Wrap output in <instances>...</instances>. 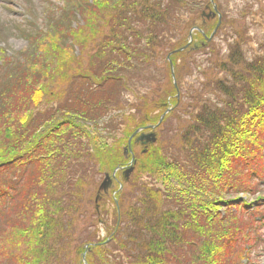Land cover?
<instances>
[{"label": "trees", "instance_id": "16d2710c", "mask_svg": "<svg viewBox=\"0 0 264 264\" xmlns=\"http://www.w3.org/2000/svg\"><path fill=\"white\" fill-rule=\"evenodd\" d=\"M162 1L117 0L114 6L102 10L103 20L112 27L106 33L99 28L93 32L96 34L93 41L97 43L92 55L96 59L94 71L82 68L81 57L74 56L62 43L48 46L53 52L49 55L45 50L41 61L27 62L30 75L21 90L28 96L21 99L23 104L15 126H3L5 136L0 138V148L10 146L6 149L15 148L14 154L18 155L24 146L30 147L29 163L39 165L49 159L52 166L47 177L46 201L39 193L38 197L31 195L35 205L22 203L21 213L16 212L20 218L30 211L31 221L27 227L12 228L6 237L10 264L14 261L15 264H66L71 260L83 264L81 254L87 243L86 264H239L243 257L250 256L246 247L249 238L260 239L258 230L250 236L247 232L255 221L252 223L251 217H244L251 202L241 195L252 197L257 192L264 171L263 162L258 160L264 150V54L245 60L242 50L246 38L238 31V39L230 43L228 56L213 60L207 49L212 53L217 46L213 41L207 43L206 37L212 33L217 18H213L216 22L213 25L201 17L198 24L193 20L192 25L202 32L195 31L192 43L178 50L188 42L189 20L182 21L180 9H189V0H167L165 5ZM201 5L199 0L194 7L200 9L204 6ZM93 15H89L88 22ZM134 19L140 20L145 31L137 26V21L133 24ZM224 23L221 19L216 34L224 29ZM83 43L80 40L76 45ZM66 51L77 64L68 75ZM168 55L177 87L171 77ZM158 56L165 64V86L141 94L126 110L119 101L122 90H130L126 75L137 74L135 78L147 69L150 72ZM198 56H206L204 66L196 63ZM19 67L22 66L16 68ZM181 70L188 74L191 70L198 72L196 77H203V87L218 92L217 101L211 102L204 95L206 90L200 91L194 83L184 89L178 83L184 72ZM47 73L55 83L60 76L67 86L43 85L40 78H45ZM16 74L19 77L22 72ZM220 74L222 78L218 77ZM39 105L42 108L34 120L32 112ZM168 106L174 107L169 115L180 119L178 113H183L188 117L180 133L183 155L166 152L158 139L145 152L136 154L135 169L129 180L121 179L118 174L123 184L115 195L118 211L112 191L102 195L98 212L90 209V216L96 219L104 214L98 219L103 226H109L106 236L86 242L76 240L72 244L77 215H83L81 197L85 198L87 184L94 187L95 194L87 197L86 203L93 202L96 196L97 183L87 173L89 169L95 167L99 174L111 173L115 167L126 164L128 159L122 151L128 137L137 128L157 124ZM111 109L118 110L119 116L128 110L130 113L115 126L113 132L120 131V136L113 135L109 144L105 125L113 120L104 121L102 117ZM8 128L15 133L11 135ZM97 136L105 140L100 141ZM86 139L92 142L94 152L89 153L92 157L89 160L93 159L92 154L97 159L90 161V166L85 165L86 171L77 178L71 175H77L75 170H68L58 161L59 157L70 155L67 152L70 141L83 144ZM2 151L0 166L4 165ZM68 171L73 178L67 176ZM69 179L75 190L64 189L65 185H71ZM117 189L118 184L114 190ZM254 199L264 201V194L259 193ZM242 215L244 220L240 223ZM86 222H90L89 226L93 224ZM247 245L255 249L258 244Z\"/></svg>", "mask_w": 264, "mask_h": 264}, {"label": "rangeland", "instance_id": "374dc122", "mask_svg": "<svg viewBox=\"0 0 264 264\" xmlns=\"http://www.w3.org/2000/svg\"><path fill=\"white\" fill-rule=\"evenodd\" d=\"M197 1L199 2V0H189V9H180L182 21L185 22L189 20V33L192 32L191 42L193 41V35L195 34L193 29L196 27L192 25V21L195 20V23L198 24L200 19H206L207 14L212 10L209 0H200L202 5L205 6L207 4L205 8H203V6L200 9L194 7L196 6ZM166 2L167 0H163L162 4L165 5ZM214 2L217 4V8L221 13V19L225 23L223 24L224 29L220 31L219 35L216 34V31L213 37L207 41V43L213 41L212 43L217 46V50L215 52L212 51V53L210 49H207L209 50L208 52L209 55L212 56V59H219L222 55L228 56L231 45L230 43H233L236 39H238V31H240L243 37L246 38V44H244L242 50V56H244L245 60L251 61L255 55H263L264 0H214ZM116 3L117 0H0V138L5 136V134L3 135L5 130L3 126L5 124H7L9 127L15 126V122L18 120L16 115L19 111H21V106L23 104H21V99L28 96L22 93V90L26 87V81L29 78L28 76L30 75V71L26 65L29 63L28 61H33V59L38 62L41 61L42 58L40 59V56L43 55L45 50L49 51L50 55L53 50L48 46H51L52 43L55 44V46L56 44L60 46L62 43V45H66L65 47L69 48L74 54H76L77 50L72 42L77 43L80 42V40H84L85 43L79 46L82 48L81 52L83 54H78L81 57V66L85 69L88 68L89 71H94L96 68L94 66L96 59L92 58V55L96 51L97 43L96 41H93L94 37L96 36V34L93 32L99 28L100 31H104V33H106L109 28L112 27L110 22L106 23V21L103 20V16L101 14L104 13L102 10L106 8V6H114ZM97 7L98 9L101 8V11H99ZM3 12H7L8 15L3 14ZM106 12L110 13L111 11L107 10ZM91 14H94L93 18L91 17L90 22H88L89 15ZM213 18L216 19L217 17L215 16ZM213 18H208L206 20H209V24L213 23L214 25V23L216 24L217 21L215 20L216 22H214ZM134 21L135 22H133V24H137L138 22L137 26L145 31V27L142 26L140 20L134 19ZM215 27H218L217 24ZM101 38H103V36ZM160 51L163 52L162 50ZM66 52L65 67L67 68V71L65 69L64 70L66 75H68L69 73H72L73 69L77 67V64L71 58L73 53L69 54L68 51ZM159 56L161 57L162 55ZM159 56L155 62L156 65L152 70H150V72H148L149 70L147 69L143 74H141V76L135 78L133 77L137 74L126 75L127 88L130 90L124 89L122 90V94L119 95V101L122 102L121 106L124 105L126 110L128 109L129 104L131 102H135L136 98L140 97L141 94L146 92L150 94V92L152 93L156 87L161 86V88H163L165 86L166 69L164 60ZM199 57L200 56L196 58V63L199 66H204L206 56H202L201 58ZM202 60L203 62H201ZM177 63L179 64L180 61L178 60ZM20 65L22 67L16 68ZM146 67L150 68L148 66ZM181 71L184 72H182V79H180L178 83L180 85L182 84L184 89L188 88L194 83L200 91L206 90L204 95L205 97L210 98L209 100L211 102L215 103L217 101L218 92L215 91L214 88L210 87L207 91L206 87H203L201 84L203 77H196L198 72H193L191 70V74L194 73L192 76L191 74H188L190 73L188 71ZM19 72H22V74L17 77L16 73ZM153 76H155L156 79H154ZM222 76L223 74L218 75V77L221 78ZM51 77L52 75L47 73L45 78L44 76L40 78V80H44L41 81V83L44 82L43 85H48L51 88L56 86V84H62L61 88L63 85L64 88L67 86L64 84V81L60 80V76L56 78V83L52 81ZM138 79L141 81L136 83ZM133 83L136 84L134 85ZM54 90H57V88H54ZM183 92L185 91L183 90ZM41 105L36 106L33 109L32 113L34 115L38 110H40V108H42ZM116 113H118V110L111 109V111L106 116L102 117L103 119L101 118L104 121L110 120V118L113 120L110 122L111 124L109 123L105 125L109 130V132H105V136L107 133H109V139L106 138L109 144H111L113 141V135L116 137L120 136V131L113 132L115 126L122 122V120H125L127 117L124 116L128 115L130 112L128 110L124 114L120 113V116ZM169 114L170 112H168V115ZM36 116L37 115L33 117L34 120H36ZM178 116L181 118L179 119L176 115H169L166 117V119L162 121L160 128L156 129V132H158L157 138L162 149L168 153H171L172 155L182 156L184 151L181 144L180 133L182 132L183 124L187 123L188 120L186 118L188 117L183 113H178ZM14 128L17 131L16 127ZM13 130L14 129L8 128V131L11 133V135L15 133ZM97 138L100 141L105 140V137L99 138L97 136ZM12 140L13 141H11V143L13 145L15 140ZM84 143H86V145ZM84 143L79 144L78 142L70 141L67 149V152L70 153V155L67 157H65V155L63 159L62 157H59V159H61L58 161L59 163H64L68 170L72 169L77 173V175H75L74 173L71 174L70 171H68L67 176L69 178H73L70 176V174L74 175V177L77 176V178L82 177L86 168L85 165L90 166V161L92 162L93 159H97V155L92 154V156L95 158L93 157L92 160H89V158H92L89 156V153L93 152L92 142L90 139H86ZM1 146L3 147L0 149H3L2 156L4 157V161L2 163L4 165L0 166V183H3L7 189L4 191L5 193H9L8 187H11L12 189L15 188L16 191L13 201L9 205L5 201V204L0 203V264H10L11 261L6 255V251L8 254L10 253L9 250H7L9 243L6 240V237L10 232H12V228L27 227L31 221L30 211L26 212V214L20 218L16 217V212H19V214L21 213L22 210L20 211V208L22 203H27L26 206H28V204L35 205L33 199L30 198L31 195H35L37 197L41 195V198L46 201L45 197H47V177L52 165H49L51 162L49 159H47L42 164L40 163L39 165L35 162L27 163L29 157L32 156V153L27 154V150L30 147L24 146L21 150H19V154L16 155L13 151L15 148L8 150L6 148L10 146ZM139 149L140 148H135L134 150L136 153H138ZM73 152H76L78 156ZM258 160L263 162L264 154L263 157ZM89 171L87 173L91 175V179L96 181L97 184H100L104 178V175L97 174L95 172V167H92L89 169ZM154 180L156 181L155 177ZM71 181L72 179L67 181L71 185L64 186L66 191L67 189L70 190L71 187L72 190H75V185H73ZM89 181L90 180H88V182ZM2 189L3 187L0 190ZM60 190L62 191L63 187H61ZM94 190V187L90 184L85 186V198L81 197L83 199L82 203L84 202V205H81V211L83 212V215H77L79 219L77 220L78 222L72 231V239L74 240L71 242L72 244H74L76 240L86 242L89 239L94 240L96 237H105L106 233H108L107 228L109 226H103L102 220L99 222L100 219H98L99 217H103L104 214L98 215L97 219L92 213L91 214L93 217L90 216V209L96 211L94 208L95 202L91 201L86 203V200L87 197L93 196L95 194ZM259 193L264 194V178L263 181L258 184L257 192L252 197L247 198V201H253V203H255L254 196L258 195ZM62 196L65 197V195ZM62 196L61 198L63 199ZM241 197L245 199L246 196L242 194ZM255 204L256 208L253 211H250V217L252 218V223L255 219L258 220V231H256V233H259L260 239L253 241L252 238H249L247 244H258L254 254L250 256V263L264 264V201L258 200ZM244 215L249 217V213H245ZM86 217V221H91L94 225L92 224L89 226L90 222L87 223L85 221ZM243 220L244 218L242 215L240 223L243 222ZM252 229H254V227H252L250 230ZM256 233L254 232V234ZM88 250L89 248L82 252V258L83 254H85L84 258L86 257ZM11 252L14 253V251ZM68 263L75 264L72 260L68 261L66 264ZM13 264H15V261Z\"/></svg>", "mask_w": 264, "mask_h": 264}, {"label": "water", "instance_id": "95a60500", "mask_svg": "<svg viewBox=\"0 0 264 264\" xmlns=\"http://www.w3.org/2000/svg\"><path fill=\"white\" fill-rule=\"evenodd\" d=\"M212 2V0H211ZM213 10L216 12L217 11V8H216V5L213 4ZM212 15H214V13H212ZM208 16V15H207ZM220 17V15H218ZM220 21H218V24L217 26L219 25ZM216 31V28L213 30L211 36L215 33ZM207 40H209V38H207ZM181 50V49H180ZM172 76H173V73H172ZM161 120V119H160ZM151 127V126H150ZM137 131H135L133 133L136 134ZM137 141H141L142 143H147V142H154L155 141V135L153 133H149V134H141ZM132 159H133V156H132ZM132 170V167L125 170V175L127 176L128 173H130V171ZM111 186V179L109 178L108 174H105V179L101 182L100 186H99V190H104V191H107V189ZM84 255V254H83Z\"/></svg>", "mask_w": 264, "mask_h": 264}]
</instances>
